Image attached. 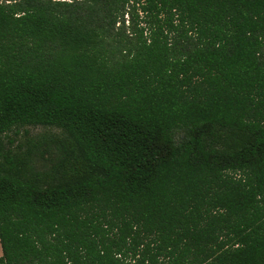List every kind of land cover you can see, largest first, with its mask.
<instances>
[{"label": "trees", "instance_id": "trees-1", "mask_svg": "<svg viewBox=\"0 0 264 264\" xmlns=\"http://www.w3.org/2000/svg\"><path fill=\"white\" fill-rule=\"evenodd\" d=\"M0 250L264 264V0H0Z\"/></svg>", "mask_w": 264, "mask_h": 264}, {"label": "rangeland", "instance_id": "rangeland-1", "mask_svg": "<svg viewBox=\"0 0 264 264\" xmlns=\"http://www.w3.org/2000/svg\"><path fill=\"white\" fill-rule=\"evenodd\" d=\"M52 1H81V0H52ZM28 135L33 136L32 138L37 139L38 141V152L37 158L39 163H50L53 161L54 155H56L55 147L51 144L49 136L51 134V130L45 128H37V129H27ZM23 134V131L21 132ZM1 256V250H0Z\"/></svg>", "mask_w": 264, "mask_h": 264}]
</instances>
